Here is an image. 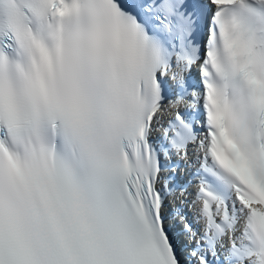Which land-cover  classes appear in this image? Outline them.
I'll return each mask as SVG.
<instances>
[{"label": "snow or ice", "instance_id": "1", "mask_svg": "<svg viewBox=\"0 0 264 264\" xmlns=\"http://www.w3.org/2000/svg\"><path fill=\"white\" fill-rule=\"evenodd\" d=\"M0 264H264V0H0Z\"/></svg>", "mask_w": 264, "mask_h": 264}]
</instances>
